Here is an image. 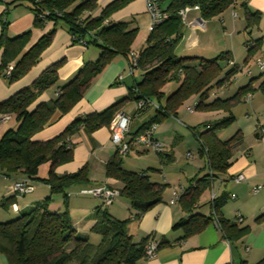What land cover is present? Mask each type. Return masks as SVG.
Instances as JSON below:
<instances>
[{
	"label": "trees",
	"instance_id": "16d2710c",
	"mask_svg": "<svg viewBox=\"0 0 264 264\" xmlns=\"http://www.w3.org/2000/svg\"><path fill=\"white\" fill-rule=\"evenodd\" d=\"M129 1L131 0H114L105 6L100 14L92 16L91 10L95 8L96 0H0L5 6L2 14L4 17L0 20V73L6 76L3 71L8 63L13 61L14 69L10 76H6L9 82L23 77L37 64L41 54L52 41L57 23L67 26L73 41L84 42V46L92 44L100 50L95 61L87 62L77 70L73 78L64 83H60L57 74L64 63V59H60L46 67L30 85L0 102V113H10L16 123L15 126L5 129L0 136V173L13 177L21 175L13 183L22 181L33 188L30 192L10 190L12 195L0 200L2 210L8 211L10 208L15 213L9 220L0 221V254L4 255L8 264H136L146 258L147 243L151 239L154 240V236L150 234L138 242L134 241L127 226L132 218H140L145 211L162 200L166 185L150 179L148 174V171L156 169L134 171L124 168L125 154H120L116 148V152L105 164V173L107 177L120 182L121 185L114 189L119 195L127 198L131 215L126 219H118L103 206V202L101 206H97L95 223L89 229L92 236L99 235L97 244L92 243L90 234L77 232L69 215L68 191L73 185L87 180L85 168L69 174L55 172L58 164L66 163L72 158L71 136L81 126L91 132L103 125H109L125 99L114 102L100 112H91L73 119L53 138L42 141L35 138L48 124L55 110L62 114L70 111L82 98L92 79L100 74L116 55L127 57L129 65V53L132 51L137 27H130L126 21L108 20L114 11ZM232 2L233 0H170L168 9L162 8L169 13V17L150 31L144 46L139 49L136 67L131 72L127 69L129 74H133L137 68L143 70L142 78L129 92L135 103L139 99H146L149 102L145 107L153 105L158 113H175L176 108L188 97L196 95V109L221 110L225 114L222 118L214 120L204 131L196 132V127H191L201 142L199 152L205 155L211 171L198 179L195 186L182 191L183 194L181 193L178 200L188 202L189 206L197 202L198 197L209 186L211 178L220 176L232 164L233 149L243 141V133L238 129L226 140L220 139L217 134L233 123L235 117L231 113V104L254 90L253 80L256 78H250L247 84L238 87L236 93L231 96L221 98L216 92L212 94L214 86H228L242 68L233 64L232 54L226 50L210 58L177 55L175 49L181 44L185 33L178 12L184 6L198 4L200 17L208 19L219 15ZM23 4L34 14L35 28H44L49 21L53 22V27L30 46L31 30L13 37L7 36V14L11 8ZM40 14L43 17H40ZM252 22L251 19L249 25ZM260 40L255 41L256 48ZM247 52L246 59L253 55L255 49H248ZM249 73L250 70L247 74ZM262 76L264 74L260 73V77ZM172 80H179V84L171 94L166 95L162 88ZM256 88L264 90V79ZM46 90H55L51 100L38 102L37 98ZM158 122L159 118L154 116L134 132L128 128L126 136L129 134V137H125V140L132 142L135 136ZM262 132L264 124L256 129L255 136L260 138ZM154 138L156 139L155 135ZM141 145L132 142L130 149ZM142 146L148 149L145 145ZM162 152L163 150L154 153L162 156ZM44 163H48V173L43 178L38 171ZM37 180L48 185V194L44 199L19 209L17 199L32 193L35 189L34 181ZM89 187L94 186L82 188ZM82 188L77 190L78 194ZM57 196L62 198L61 206L51 209L50 204ZM226 199L224 194L213 199L214 214L226 203ZM210 220V216L193 213L189 217L181 218L173 227L183 229V236H186L200 231ZM219 221L225 227L224 220L219 218ZM165 244H168V241L157 242V249Z\"/></svg>",
	"mask_w": 264,
	"mask_h": 264
},
{
	"label": "crops",
	"instance_id": "0c3cea01",
	"mask_svg": "<svg viewBox=\"0 0 264 264\" xmlns=\"http://www.w3.org/2000/svg\"><path fill=\"white\" fill-rule=\"evenodd\" d=\"M112 1L114 0H96V6L91 10L92 16L100 14L102 9ZM169 3L170 0H162L160 6L163 9H168ZM232 4V6L227 7L231 9L230 16L232 18L238 17L239 15H237L235 10H240L241 15H243V30H247L249 34L253 35V29L257 28L254 25V21L264 18V0H233ZM227 8L219 15L211 17L212 19L217 17L222 29H224L223 35H225V31L226 33L238 31L235 28L237 24L234 19L231 22L235 29L229 30L227 28V19L222 15L223 12L227 11ZM4 10L5 6L0 2V20L4 17L2 15ZM139 14L148 16L146 0H131L127 2L120 9L114 11L108 20L109 22L126 21L132 27L134 20ZM7 15V36L13 37L26 30H31L29 46L34 44L39 36L53 27V22L49 21L44 28H35L33 26L34 14L25 4L11 8ZM187 18L191 22L198 21L200 10L189 11ZM211 18H202V21H199L201 23H199V26H197L198 24L192 27L184 26L185 33L180 41L181 44L178 45L181 47L182 55L210 58L219 54H209L210 51L208 52V50H206L207 52L191 50L194 46L204 43L200 41L204 37L208 39V36L213 35L212 27L214 22H212ZM251 19L253 22L249 25ZM255 35L256 38H251L254 41H257L262 36L259 32ZM52 37L50 45L41 54L37 64L31 67L23 77L9 82V79L0 73V102L16 91L30 85L46 67L57 60L64 59L63 65L57 72L60 83H64V81L73 78L79 68L87 62L95 61L99 55L100 50L97 47L84 46L82 43L73 41L67 26L63 23H57ZM140 48L132 46V51ZM241 48L244 55L242 63L245 66L248 63V61L247 63L245 61L248 52L247 50L245 52L243 46ZM223 50L232 54L233 64L240 65L241 68L244 67L238 63L236 48H234L233 52L229 48H221L220 52ZM127 69L128 58L116 55L112 62L107 64L100 71V74L92 79L82 98L70 111L62 114L59 110H55L48 124L35 135V138L41 141L53 138L64 130L73 119L91 112H100L105 107L123 99L125 101L116 113L123 112L126 116H129L131 119L130 131L138 130L142 124L156 116L159 118V122L155 126L154 135L158 141L163 143L162 156L149 151L142 145L141 147L136 146L124 155L123 167L134 171L156 169L148 171L150 179L161 182L166 186L162 193V200L145 211L140 218H132L128 223L127 229L134 241L138 242L152 234L157 242L166 240L168 244L158 247L154 257H146L137 261L136 264H264L262 262L264 260V190L253 191L254 185L264 183V157L259 156V151L264 152V132L258 138L255 136L258 126L255 128L254 137L258 139V141H255L257 151L244 141L233 149L232 164L227 168L226 172L211 178L209 186L192 206L182 200L169 203L168 200L173 189H181L185 192L186 189L195 186L197 180L203 175L210 173L211 170L206 163L205 155L199 152L201 142L198 140L196 132L209 128L214 120L222 118L225 114L221 110L207 111L196 108L192 112L187 111V107L194 105L197 101L196 95L188 97L176 108L175 113L165 111L158 113L156 106L153 105L138 111L136 103L130 97L129 92L137 81L142 78L143 70L137 68L133 74H129ZM119 75L122 77L119 78ZM247 76H252L251 70ZM262 79H264V76L254 81V87ZM165 86L162 88L164 93L166 95L171 94L172 91H167ZM229 90L231 89L229 88ZM54 91L46 90L41 93L37 98L38 102L40 100H51L50 98L53 96ZM230 93L232 94L233 92L227 91L226 95L230 96ZM163 101L164 99L161 100V103ZM15 124L14 118L11 116L8 121L0 125V134L5 129L15 126ZM191 127H196V132ZM224 133L225 130L218 132L217 135L222 139V134ZM128 137L129 134L126 139ZM71 143L73 146L71 160L58 164L55 172L58 174H69L85 168L87 180L81 182V184L73 185L68 191V208L70 219L73 221L77 232L89 235V229L96 220L95 209L97 206L102 205V200L99 197L78 194L77 190L86 186L108 185L109 187L118 188L121 185L119 181L107 177L105 173V164L110 156L116 152V147L111 142V132H109L108 125H103L91 132L86 131L81 126L71 136ZM168 158H171V160ZM47 170L48 163L42 167L41 174L39 171L38 173L44 178L48 173ZM240 172L245 175V179L235 182L231 177L240 174ZM20 176L15 175L13 177L0 173V200L12 195L9 185ZM34 185L35 189L32 193L17 199L19 209L28 207L36 200L44 199L48 194V185H44L38 180L34 181ZM221 194L227 196V201L214 214L212 208L213 199ZM122 197V195H119L111 204L106 206L108 211L118 219H126L131 215L129 202ZM61 203L62 198L57 196L52 200L50 208L58 209ZM189 208L191 210L188 211ZM193 213L210 216L211 220L200 231L183 236V229L174 228L173 225L181 218L189 217ZM237 215L243 217L242 222L237 223L234 221ZM14 216L15 213L10 208L8 211L0 208V221L9 220ZM219 218L224 220L225 227L221 225ZM223 228H229V230L224 231ZM93 236L98 238L97 234ZM93 236L90 234L91 239H93ZM0 264H8L3 254H0Z\"/></svg>",
	"mask_w": 264,
	"mask_h": 264
},
{
	"label": "rangeland",
	"instance_id": "374dc122",
	"mask_svg": "<svg viewBox=\"0 0 264 264\" xmlns=\"http://www.w3.org/2000/svg\"><path fill=\"white\" fill-rule=\"evenodd\" d=\"M230 11H231V9L227 8V11L223 12V14H222L227 19V28H229V30H233V28L235 26L233 25L231 20L234 19L236 24H237V26L235 28H237L238 31H236L235 33H232V32L226 33V31H225L224 32L225 35H223L222 32L224 29H222L221 24L218 21L217 17L214 19L211 18L212 22H214V26L212 27V30H213L212 34L213 35L208 36V39L207 38L205 39V37H204L202 40H200L201 42H204V43H202V44L200 43L199 45L194 46L191 49V50H196V51L197 50H201V51L208 50V52L210 51L209 54H213V53L217 54L220 52L221 48H229L232 50V52H233L234 48H236V52H237L236 57L238 59V63L242 64V66H244L242 63V61L244 59V55H243L241 47L243 46V49H245V52L248 49H252V51L255 49V52L253 53V55L249 56L246 59V63L248 61L247 65H245L241 69V71H239L237 74H235V77L228 84V87L227 86H224V87L214 86L212 91L219 93L218 97H221V98H224L227 96L226 95L227 91H232L235 94L236 91L238 90L237 88L242 86V85L247 84L251 77H256V79L253 80V81H256L257 79L260 78V73L264 74V68H258V66L256 65L257 60H259L260 58L262 60H264V18H259V19L254 21V25L257 28L253 29V33H252L253 35H251L248 33L249 31L243 30L244 29V27H243L244 26L243 15H241L240 10H235L237 12V15H239L236 18H232V16H230ZM148 16H145L144 14H139L132 24V27H134V26L137 27L135 39L132 43L134 48L142 47L143 44L145 43L148 35L150 34V31H149L150 20H149ZM200 22H199V20L196 21L194 23V26H196V24H198L197 26H199L201 24ZM181 23H182V21H181ZM182 26H187V25H185L183 22ZM257 32L262 34V36L260 38L261 40L258 44V47L256 48L255 41H254V39H251V38H256L255 34ZM252 42L254 43V45H251ZM222 44H226V45H222ZM90 46L92 47L93 45L90 44ZM221 46H223V47H221ZM188 51H190V50H188ZM175 52H176V54L182 55L181 47L178 46L175 49ZM216 54H214V55H216ZM10 65L13 66V68L8 72L7 68ZM14 65L15 64L13 63V61H10L8 63V65L6 66V68L3 71L4 73H6L5 74L6 76H10L11 72L14 69ZM228 67L229 66L227 65L226 68H228ZM248 69L251 70L252 76H247L248 75L247 74ZM139 70H141V69H139ZM178 84H179V80L169 81L166 84L165 89L167 91H173L177 87ZM253 87H254V85H253ZM256 87H254V90H252V92L248 93L247 95H245L241 99H239L236 102H234L233 104H231V113L234 115L235 120L233 121L232 124L229 125V127H226L224 129L225 133L222 134V139L226 140V138L233 135V133L236 130L241 129V131L243 133V138H244L243 141L247 145H249L250 147L252 146V148H255L257 151V147L255 146L256 145L255 141H258V139L256 137H254V131H255V128L257 126L259 127L260 124H262V122H264V90L258 89ZM229 88L231 90H229ZM168 89H170V90H168ZM232 94L230 93V96ZM250 96H251V99L248 100L250 98ZM244 99L248 100V101H244ZM144 107H145V104L143 105V107H141V109H143ZM5 113H7V112H5ZM10 122L12 123V121H10ZM2 133L0 134V136L2 135ZM259 156L264 157V152L259 151ZM45 164L46 163H44L40 166V168H39L40 174L42 171V167ZM122 198L124 200H127V198L125 196H123ZM92 238H93L92 243L97 244L96 242L99 241L98 240L99 238H97V236H93ZM94 239H95V241H94Z\"/></svg>",
	"mask_w": 264,
	"mask_h": 264
},
{
	"label": "built area",
	"instance_id": "2783aa9c",
	"mask_svg": "<svg viewBox=\"0 0 264 264\" xmlns=\"http://www.w3.org/2000/svg\"><path fill=\"white\" fill-rule=\"evenodd\" d=\"M162 0H146V8L147 13L149 15V31H152L159 23L164 22L169 17V13L160 7V2ZM191 10H200V5L195 4L193 6H184L180 11L178 12L179 17L181 18L182 23L184 22L185 25L188 27L194 26V22H191L187 18V14ZM40 17H43L40 14ZM84 43V42H81ZM251 45H254L252 42ZM139 56V50L131 51L129 53V57L131 58L130 63L128 65V70L131 72L134 67L137 65V60ZM256 64L260 67H264V61L260 58L257 60ZM13 68V66H9L7 68L8 72ZM6 70V71H7ZM6 74V73H5ZM119 78L122 76L119 75ZM149 102L146 99H139L136 103L137 108L143 107L144 104ZM195 109V105H189L187 107V111L192 112ZM11 118L10 113H0V125L4 124L6 121H8ZM131 119L129 116L125 115L123 112L116 113L115 116L111 119V122L108 125L109 132H111V142L115 145L118 152L120 154H126L129 152L131 148L132 142L137 143L139 145H145L149 151L151 152H161L163 150V143L158 141L154 138L155 133V124L153 123L151 126L143 130L139 135L135 136L132 140L126 141L125 137L128 133V128L130 125ZM232 179L235 182H240V180L245 179V175L240 172V174H237L236 176H233ZM10 186V190L12 191H23V192H30L32 191V187L28 185L26 182H15L12 183ZM260 190H264V183L254 185L253 191L258 192ZM183 190L173 189V192L171 194L170 199L168 200L169 203H175L179 198ZM80 194H86L91 195L95 197H99L102 199L103 206H107L112 203V201L119 196V193L116 189L109 187L108 185H96L94 187L89 188H82V190L79 192ZM14 208L16 209V205H14ZM243 217L240 215H237L234 218V221L237 223L242 222ZM157 251V242L155 240H150L147 243L146 246V257H154L156 255Z\"/></svg>",
	"mask_w": 264,
	"mask_h": 264
},
{
	"label": "water",
	"instance_id": "95a60500",
	"mask_svg": "<svg viewBox=\"0 0 264 264\" xmlns=\"http://www.w3.org/2000/svg\"><path fill=\"white\" fill-rule=\"evenodd\" d=\"M199 21H202V18L201 17L199 18Z\"/></svg>",
	"mask_w": 264,
	"mask_h": 264
}]
</instances>
